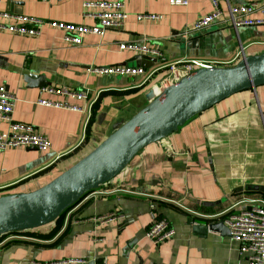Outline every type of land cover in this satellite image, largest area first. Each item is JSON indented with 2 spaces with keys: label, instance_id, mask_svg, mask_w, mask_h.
<instances>
[{
  "label": "crops",
  "instance_id": "1",
  "mask_svg": "<svg viewBox=\"0 0 264 264\" xmlns=\"http://www.w3.org/2000/svg\"><path fill=\"white\" fill-rule=\"evenodd\" d=\"M102 1L122 2L127 19L102 38L85 36L80 46L63 44L61 32L47 27L36 37L0 32V86L15 98L12 120L30 125L50 144L46 152L23 147L0 151V194L57 175L106 137L116 105L133 100L145 87L139 77L94 73L139 67L132 61L138 54L119 50L121 44L157 46L174 61L225 59L240 47L256 54L260 46L251 43L264 42V28L235 32L213 25L197 34L196 49L189 46L193 36L184 45L181 33L212 12L209 0H188L185 7L169 6L167 0H0V14L89 27L94 21L87 15L97 13ZM11 24L0 17V25ZM162 85L154 88L156 95ZM46 87L81 90L87 99L42 93ZM118 97L121 103L112 101ZM41 100L62 107L42 106ZM7 128L0 122V133ZM133 165V171L102 192L84 195L59 225L5 236L0 264H247L228 233L199 234L193 228L224 225L227 214L264 200L258 190L264 188V87L203 111L143 150ZM150 205L174 230L170 240L154 244L146 237ZM108 215L113 218L103 220Z\"/></svg>",
  "mask_w": 264,
  "mask_h": 264
},
{
  "label": "water",
  "instance_id": "2",
  "mask_svg": "<svg viewBox=\"0 0 264 264\" xmlns=\"http://www.w3.org/2000/svg\"><path fill=\"white\" fill-rule=\"evenodd\" d=\"M197 35L189 46L196 49ZM188 44V40H182ZM187 46V45H186ZM149 69L154 59L137 55L133 60ZM38 87L44 85L41 78ZM163 83L160 94L154 88ZM133 100L113 99L117 115L106 137L71 166L43 181L0 194V238L40 232L84 195L128 175L139 154L177 133L190 120L221 101L243 91L264 87V51L246 54L230 66L198 68L174 80L168 71L157 74ZM258 189V188H256ZM264 192V188L258 189ZM194 232L228 233L222 223L196 225ZM229 234V233H228Z\"/></svg>",
  "mask_w": 264,
  "mask_h": 264
},
{
  "label": "built area",
  "instance_id": "3",
  "mask_svg": "<svg viewBox=\"0 0 264 264\" xmlns=\"http://www.w3.org/2000/svg\"><path fill=\"white\" fill-rule=\"evenodd\" d=\"M209 2L212 6V12L198 19L191 29L182 32L180 35L182 40L202 33L213 25L230 28L235 32L241 28H264V0H209ZM167 3L172 7H185L188 0H167ZM91 5L85 4L84 6L90 8ZM97 8L99 9L97 13L87 15L88 18L94 21L93 25L89 27L37 20L25 16L0 14V17L11 19L13 22L8 26L0 25V32L6 31L15 35L36 37L40 34V28L47 27L61 32L63 44L80 46L85 36L102 38L107 30L121 28L127 19L122 2L102 1L97 4ZM145 17L150 18V16ZM154 18L151 16V19ZM254 44L255 42L251 45ZM246 49V47H240L233 55L219 60L179 59L169 61L157 46L121 44L119 50H128L154 59L156 62L153 67L142 69L140 67L114 66L94 70V73L119 77H139L142 79L140 83V86H142L164 69L171 73L175 80L192 73L198 68L233 65L247 54ZM41 91L42 93L60 95L71 99H87L86 92L81 90L69 91L65 88L46 87ZM14 101L15 98L6 91L5 87L0 86V122H4L8 126L7 131L0 133V151L23 147L38 152H46L50 147L47 138L35 133L34 128L30 125L16 123L12 120ZM39 104L46 107H62L59 103L44 100L39 101ZM63 107L71 111H82L80 108L73 106L65 105ZM107 186L101 189H106ZM253 203L254 205L247 209L227 214L223 223L228 230L230 239L237 244L239 255L245 258L247 264H264V200H257ZM154 212V206L150 205L149 217L151 222L146 231V237L154 244H159L170 240L174 236V230L166 219L157 217ZM112 218V215H108L103 217V220L109 221Z\"/></svg>",
  "mask_w": 264,
  "mask_h": 264
},
{
  "label": "rangeland",
  "instance_id": "4",
  "mask_svg": "<svg viewBox=\"0 0 264 264\" xmlns=\"http://www.w3.org/2000/svg\"><path fill=\"white\" fill-rule=\"evenodd\" d=\"M262 43H263V44H262ZM251 44H252V43H251ZM254 45H258V46H260V47H259V49H260L259 51L262 52V49H263V51H264V42H255ZM249 46H250V45H249ZM250 53H251V52H248V51H247V54H248V55H249ZM165 70H166V69L160 71L159 74H161V73L164 72ZM145 87H146V86H145ZM145 87H144V88H145Z\"/></svg>",
  "mask_w": 264,
  "mask_h": 264
},
{
  "label": "trees",
  "instance_id": "5",
  "mask_svg": "<svg viewBox=\"0 0 264 264\" xmlns=\"http://www.w3.org/2000/svg\"><path fill=\"white\" fill-rule=\"evenodd\" d=\"M88 132V125H87V128H86V133ZM65 213V212H64ZM64 213L57 219V221L55 222L56 225H59L60 224V220L62 219ZM14 235V234H13ZM4 237L0 238V240H2Z\"/></svg>",
  "mask_w": 264,
  "mask_h": 264
},
{
  "label": "bare ground",
  "instance_id": "6",
  "mask_svg": "<svg viewBox=\"0 0 264 264\" xmlns=\"http://www.w3.org/2000/svg\"><path fill=\"white\" fill-rule=\"evenodd\" d=\"M162 89H163V85L161 86V89H160V91H159V94L161 93Z\"/></svg>",
  "mask_w": 264,
  "mask_h": 264
}]
</instances>
